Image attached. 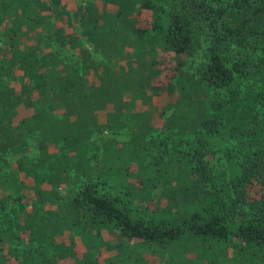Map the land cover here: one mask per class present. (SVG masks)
I'll list each match as a JSON object with an SVG mask.
<instances>
[{
	"label": "trees",
	"instance_id": "obj_1",
	"mask_svg": "<svg viewBox=\"0 0 264 264\" xmlns=\"http://www.w3.org/2000/svg\"><path fill=\"white\" fill-rule=\"evenodd\" d=\"M80 2L0 0V264H264V0Z\"/></svg>",
	"mask_w": 264,
	"mask_h": 264
},
{
	"label": "rangeland",
	"instance_id": "obj_2",
	"mask_svg": "<svg viewBox=\"0 0 264 264\" xmlns=\"http://www.w3.org/2000/svg\"><path fill=\"white\" fill-rule=\"evenodd\" d=\"M80 1V0H79ZM86 1H89V0H81V2H80V4H82V6L84 5V4H86ZM81 41H82V45L84 46V48H85V53H89V54H91L96 60H101V56L100 55H98V54H96V52H94V50H93V48H92V46L86 41V39L85 38H82L81 39ZM88 55V54H87ZM86 55V56H87ZM109 57H111L112 59H113V57L112 56H109ZM125 62H123V64H124ZM122 64V63H121ZM108 136H111V138H116L117 140H121V141H124V140H126L127 138L125 137V135H118V136H112V135H108L107 133H104V134H98V135H96L92 140H91V146H90V148H92V151H93V153H92V155L93 154H95L96 153V151L99 149V141H100V139H103V138H106V137H108ZM96 160H97V158H95L94 157V159H92V162L93 163H95L96 162ZM209 160H211V161H213L214 163H215V165H218L219 167H221V170L224 172L225 170L227 171V164L225 163V161L220 157V155L219 154H216V155H213V156H210L209 157ZM58 193H59V196L60 197H65V192H64V190H62V189H58V191H57ZM104 238H107V234L106 235H104ZM106 240V239H105ZM104 241V240H103ZM107 241H109V239H107ZM80 243H78V245H79ZM82 250H81V247H79V248H77L76 249V252H78L79 254H76L77 256H83L84 257V255L86 254V251L84 250L83 252H81ZM106 251V250H105ZM104 250H102V251H100V253L101 254H104L102 257L104 258V259H102L101 260V262L104 264H106V256H111L110 257V262L109 263H107V264H127L126 262H125V259H124V257L123 256H120V255H117L116 256V254H113L112 252H110V254H109V252L107 253V255H105V252ZM81 252V253H80ZM159 260H163L162 258L161 259H159Z\"/></svg>",
	"mask_w": 264,
	"mask_h": 264
}]
</instances>
